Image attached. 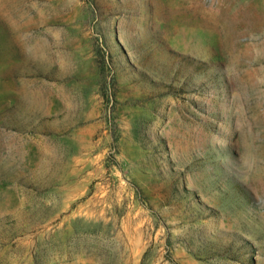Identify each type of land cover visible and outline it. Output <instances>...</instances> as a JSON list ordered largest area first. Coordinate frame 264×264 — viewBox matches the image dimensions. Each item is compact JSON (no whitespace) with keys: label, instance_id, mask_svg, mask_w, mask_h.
I'll list each match as a JSON object with an SVG mask.
<instances>
[{"label":"rangeland","instance_id":"rangeland-1","mask_svg":"<svg viewBox=\"0 0 264 264\" xmlns=\"http://www.w3.org/2000/svg\"><path fill=\"white\" fill-rule=\"evenodd\" d=\"M0 264H264V0H0Z\"/></svg>","mask_w":264,"mask_h":264}]
</instances>
